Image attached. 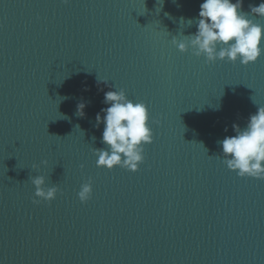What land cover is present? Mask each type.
Here are the masks:
<instances>
[{"label":"water","instance_id":"95a60500","mask_svg":"<svg viewBox=\"0 0 264 264\" xmlns=\"http://www.w3.org/2000/svg\"><path fill=\"white\" fill-rule=\"evenodd\" d=\"M201 3L0 0V264H264V179L229 170L218 143L264 107V56L181 53ZM114 89L160 121L136 173L96 165ZM41 175L50 204L33 203Z\"/></svg>","mask_w":264,"mask_h":264},{"label":"clouds","instance_id":"9594fccd","mask_svg":"<svg viewBox=\"0 0 264 264\" xmlns=\"http://www.w3.org/2000/svg\"><path fill=\"white\" fill-rule=\"evenodd\" d=\"M63 2L68 4L70 0ZM159 3L163 4V0H159ZM249 7L251 14L243 11V0H203L196 21V33L183 35V39L174 37L172 43L181 53L191 50L194 56L204 57L209 65L217 61L243 66L254 64L264 56V25L256 22V19H264V2ZM180 23L185 24L184 18ZM192 23L193 20H187V25L191 26ZM103 103L108 107L101 110L103 115H96V126H104L101 142L106 147L94 149L96 165L109 171L119 167L136 173L145 162V146L155 142L152 125H159L160 121L152 120L145 103L128 99L124 89L105 92ZM86 107V103L80 102L76 115L84 118ZM219 107L217 105L216 110ZM76 127L79 128V125ZM233 127L236 132L234 136H226L218 141L222 146L223 162L241 178L264 179V107H259L249 117L245 128ZM43 163L47 166V161ZM31 182L36 189L35 196L39 198L33 200L35 204L41 201L50 204L60 192L57 186L48 187V181L42 175L33 177ZM78 196L82 203L92 198L91 179L81 186Z\"/></svg>","mask_w":264,"mask_h":264},{"label":"snow or ice","instance_id":"6c2138e0","mask_svg":"<svg viewBox=\"0 0 264 264\" xmlns=\"http://www.w3.org/2000/svg\"><path fill=\"white\" fill-rule=\"evenodd\" d=\"M148 146H151V145H146V148H147Z\"/></svg>","mask_w":264,"mask_h":264}]
</instances>
